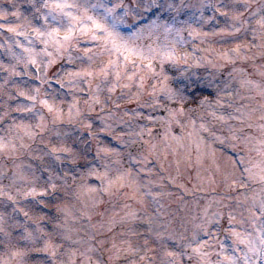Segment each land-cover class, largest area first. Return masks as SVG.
<instances>
[{
	"label": "clouds",
	"instance_id": "clouds-1",
	"mask_svg": "<svg viewBox=\"0 0 264 264\" xmlns=\"http://www.w3.org/2000/svg\"><path fill=\"white\" fill-rule=\"evenodd\" d=\"M0 264H264V0H0Z\"/></svg>",
	"mask_w": 264,
	"mask_h": 264
}]
</instances>
